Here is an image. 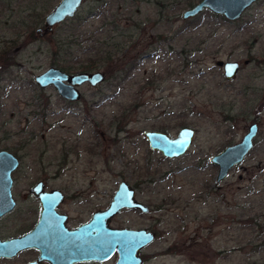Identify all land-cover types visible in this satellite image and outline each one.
Instances as JSON below:
<instances>
[{"label":"rangeland","instance_id":"obj_1","mask_svg":"<svg viewBox=\"0 0 264 264\" xmlns=\"http://www.w3.org/2000/svg\"><path fill=\"white\" fill-rule=\"evenodd\" d=\"M58 1L0 0V149L19 164L0 238L34 224L27 189L37 180L68 192L66 181L86 188L93 179L102 194L92 201L104 206L125 181L150 212L121 211L109 224L156 232L141 264H264V0L230 21L207 10L181 18L198 0H83L39 34ZM226 61L238 63L230 80L218 65ZM49 67L104 76L78 86L70 102L35 84ZM251 123L248 155L216 183L209 158ZM181 127L193 136L180 157L147 146L145 131L175 137ZM65 205L76 218L74 204Z\"/></svg>","mask_w":264,"mask_h":264},{"label":"water","instance_id":"obj_2","mask_svg":"<svg viewBox=\"0 0 264 264\" xmlns=\"http://www.w3.org/2000/svg\"><path fill=\"white\" fill-rule=\"evenodd\" d=\"M83 0H59L43 19V27L37 31L46 32L52 26L75 14ZM257 0H198L193 6L181 13V18L194 17L201 11H209L226 20H234ZM223 69V77L232 79L238 71L236 61L218 62ZM103 76L99 71L78 72L68 75L49 67L34 76V82L39 88L55 89L59 97L71 101L78 99V86L88 83L90 86L102 82ZM257 126L251 123L247 127L240 141L226 145L222 150L209 158V163L216 166L215 182L224 181L229 170L238 165L248 155L252 148L253 138ZM193 132L188 127H181L175 137L161 132L145 131L147 146L164 157H180L190 147ZM17 159L8 151L0 150V217L14 207L11 196V173L18 166ZM40 184L34 186V195L41 206L39 218L32 229L14 238L0 239V258H11L20 251L35 249L39 252L36 261L26 264H73L79 262H102L117 255L113 264H141L140 250L152 244L153 232L143 229L114 228L110 226V219L119 214L121 208L145 210L132 198V192L124 181L118 183L111 196L110 203L104 210L94 212L88 222L77 228L66 229L64 217L55 212L61 201V194L57 190L50 192L39 191Z\"/></svg>","mask_w":264,"mask_h":264},{"label":"flooded vegetation","instance_id":"obj_3","mask_svg":"<svg viewBox=\"0 0 264 264\" xmlns=\"http://www.w3.org/2000/svg\"><path fill=\"white\" fill-rule=\"evenodd\" d=\"M0 150H5V149H0ZM5 151H7V150H5ZM13 156H14V154H13ZM17 162H18V160H17ZM16 168H17V166H16ZM14 170L12 171V173L14 172ZM12 173H11V175H12ZM11 179H12V177H11ZM91 180L92 181H90V180L87 181V183L85 185L86 188H84L82 185H79L76 181L75 182H73V180L66 181V183H67L66 186H67V188L70 189L68 192L67 191L64 192L62 188H55V187H54V189L53 188H47L48 185L46 184V180H44V181H42V180L35 181V183L33 184V186H30L27 189V195L28 196H31L32 200L34 199V201L36 202V204L38 206L37 207V211H36V217L37 218L35 219L34 224L32 226L35 225V223L37 222L38 218L40 217L39 216V213H40V210H41L40 202H39L38 198L34 195V186H37V184H40L41 185L39 191H42V193H44V192H50L52 190L53 191L54 190H57L62 195L61 196V201L59 202L58 206H56V208H55V212L58 215L65 216L64 217V225L66 226V229H72V228H75V227L77 228V226H80L81 224H83L85 222L87 223L88 220L90 219L91 215H93L94 212L97 213L98 211L104 210V208H106V206H108V204L106 206H104V205H99V203H97V204L96 203H93L94 200H96V202H97V200L99 199V194H102V192H100L99 190H97L96 192H94L93 187H94V184H96V182L93 179H91ZM214 181H215V178H214ZM11 186H12V184H11ZM127 186L130 188L131 191H133L132 192V198L134 199V201H137L139 203V205L140 204L143 205L145 207V210L144 211L138 210V208L129 209V210H128V208H121L120 211H119V214L121 213V211H128V212H130V211H136V212H139V214L140 213H143V214L149 213L150 212L149 211V207L145 203H142V201H138V199L136 198V192H137V190L135 189V187L134 186H130L129 184ZM11 196H12V193H11ZM110 199H111V197H110ZM110 199H109V201H110ZM66 202H70L71 204H74L73 207L75 208V210H77V215H78L76 218H73L71 215H69V213L67 212V210H64L63 209V206L66 204ZM91 203H93L95 205L91 209H88V205L91 204ZM83 212H85V214H89V215H87V219L80 220V216L83 215L82 214ZM4 215H2V216H4ZM0 218H2V217H0ZM32 226H31L30 229L33 228ZM114 228H118V227H114ZM120 228H129V227H120ZM120 228H118V229H120ZM130 229H135V230L136 229H140V230L143 229V230H146V231L151 232V233L153 232L154 236H155V233H156L153 230L151 231L150 228H147V227L129 228V230ZM27 231H25V232H27ZM25 252H27V253L32 252L33 253V257H31L29 259H26V262L24 261L22 264H26L27 262H30V261H33V260L36 261V257L38 256L39 252L37 250H35V249H27L25 251L24 250L23 251H20V252H18L15 255V257L18 256V255H20V254H23V253L25 254ZM139 254H140V252H139ZM140 256H141V254H140ZM15 257L4 258V259L5 260H9V259H12V258L15 259ZM0 259H3V258H0ZM141 262H142V260H141ZM87 263L88 262H79V263L77 262V263H73V264H87ZM90 263H98V262H90ZM90 263H88V264H90ZM41 264H48V263H46L45 261H42Z\"/></svg>","mask_w":264,"mask_h":264}]
</instances>
